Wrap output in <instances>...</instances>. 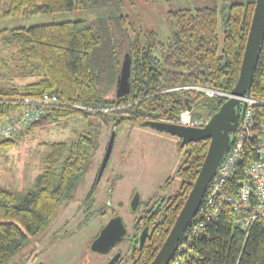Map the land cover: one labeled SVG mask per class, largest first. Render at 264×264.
<instances>
[{"label": "trees", "instance_id": "trees-1", "mask_svg": "<svg viewBox=\"0 0 264 264\" xmlns=\"http://www.w3.org/2000/svg\"><path fill=\"white\" fill-rule=\"evenodd\" d=\"M121 5V0H10L2 14L6 18L107 7L104 14H110L89 21L0 29L1 42L6 46L15 43L19 60L33 65L38 75L35 82L0 85V120L21 110L20 98H38L46 93L59 95L68 105L47 108L44 119L21 131L30 132L44 122H59L72 116L87 119L94 115L116 122L137 121L146 114L177 117L186 106L175 91L168 89L183 84L212 87L221 93L231 91L239 75L254 0L231 3L221 21L214 6L168 10L171 39L166 43L158 39L155 31L142 35L137 32L132 37L130 31H135V26L128 15L119 12ZM155 50L159 58L154 57ZM126 52L131 57L130 87L127 94L118 97L116 78ZM188 91L182 93L192 98L201 94ZM246 95L264 101V36ZM225 100L223 95L210 97L208 113L216 112ZM70 105L95 109L118 106L120 112H88ZM13 143L11 136L0 135V148ZM89 146L91 140L85 135L71 142L50 143L40 187L27 192L20 203L15 202L13 192L0 187V262L17 253L56 215L83 175ZM207 146L208 140L198 141L192 179ZM215 204L199 218L201 225L195 233L183 238L184 231L178 242L185 243L181 264H264V219L242 229L229 208L223 206L216 213ZM171 225L172 221L168 222L163 236ZM177 255L175 252L172 258Z\"/></svg>", "mask_w": 264, "mask_h": 264}, {"label": "flooded vegetation", "instance_id": "flooded-vegetation-1", "mask_svg": "<svg viewBox=\"0 0 264 264\" xmlns=\"http://www.w3.org/2000/svg\"><path fill=\"white\" fill-rule=\"evenodd\" d=\"M209 88L212 87L183 84L168 89L175 91L177 97L183 100L184 105L187 101L188 106H185L191 111V119H193L190 124L177 122V117L147 114L141 115L137 121L110 120V130L111 132L114 130V136L108 160L102 170L100 171V166L104 154L100 163L89 175L90 178H84L86 171L84 170L72 194L63 200L62 209L58 210L60 215L57 217L56 213L57 215L48 222L42 232L30 237L17 253L2 260L0 264H11V260L20 253L25 254L23 259H20V264H45L50 256L52 259L60 250L64 254L74 250L71 257L68 259L66 257L64 261H61L62 264L149 263L151 256L156 254L170 229L163 236L166 225L170 221L173 224L191 189L195 180V178L192 179V174L196 172L198 141L204 140L184 141V138L178 134L158 130L144 122L159 121L192 128L203 126L211 117L208 113V99L213 95L208 96L205 92ZM183 90H189L188 92L194 90L201 94L192 98L191 95L183 94ZM123 114L129 115L125 112ZM125 122L137 127H147L146 130L149 133L146 137L149 138L155 152L162 160L163 166L160 171L156 168L153 170L150 166V157L145 152L146 148L143 144L135 146L131 142L117 139L116 130ZM109 139L110 136L108 142ZM206 140L209 144V139ZM125 150L129 151L127 159L122 157ZM136 164L146 166L145 171L149 174L147 177L149 181L133 176L131 171H135ZM166 170H168L167 174L159 178L161 171ZM158 179L160 182L157 183ZM81 182L85 184L84 189L81 190L83 194L76 196L78 192L80 193V191L76 193L75 191ZM124 182L137 185H133L129 193L124 192L122 196H118L120 193L118 189L123 186L121 183ZM147 183H157V185L153 188ZM115 218L121 219L124 228L121 239L106 251H93L92 242L108 221ZM60 219L61 222H59ZM91 222H94V225L90 228L94 229L85 236L84 241L76 239V236H79L88 225L90 226ZM160 241L161 244H159Z\"/></svg>", "mask_w": 264, "mask_h": 264}, {"label": "rangeland", "instance_id": "rangeland-1", "mask_svg": "<svg viewBox=\"0 0 264 264\" xmlns=\"http://www.w3.org/2000/svg\"><path fill=\"white\" fill-rule=\"evenodd\" d=\"M10 0H0V29H14L19 27H28L33 25L55 23L69 20H92L100 15L103 16L104 12L108 9H86L77 10L70 9L68 11L59 13L47 14H32L26 16H18L13 18H6L2 14L7 9ZM240 0H121V8L119 12L129 16L131 22L135 26V31H130L132 37L138 32L143 34L148 31H155L158 39L164 43L171 39V28L166 17V12L178 7H194L199 8L202 6H214L219 12V21L225 13V9L233 2ZM111 8V7H110ZM115 9V8H113ZM105 10V11H104ZM110 13H105L108 15ZM220 42L222 39V32L219 31ZM17 45L15 43L6 46L0 40V85L7 83H14L22 85L29 82L38 80L34 66H27L21 62L17 54ZM154 56L159 58V53L155 50ZM33 74V75H30ZM170 91V90H169ZM91 112V111H88ZM111 121L105 122L103 119L94 115H89L87 119L79 116H72L59 122H44L39 127L30 132L21 131L14 133L13 145L9 147L0 148V187L13 192L15 202L20 203L23 201L24 195L40 187V176L44 168V156L48 152V145L56 141L71 142L77 140L80 136L85 135L91 140L87 152V158L84 162L85 177L88 178L96 166L100 163V159L104 154L108 138L110 136ZM147 127H137L125 122L116 130L117 139L120 141L131 142L135 146L143 144L149 154L150 166L153 170H161V159L155 152V148L146 135L149 133ZM134 146V148H136ZM139 152V151H138ZM129 151L125 150L122 157L127 159ZM133 176H139L144 181H149L147 177L148 172L145 171L144 165L136 164ZM167 171H161L159 176L163 177ZM132 176V177H133ZM127 177V176H126ZM90 178V177H89ZM160 182L158 179L157 183ZM154 183H147L150 187H155ZM121 188L118 189V196L122 193H129L132 183H121ZM141 185V184H139ZM85 187L84 182H81L77 187L78 192L76 196L83 194ZM62 203L59 206V211L62 209ZM57 211V217L60 215ZM61 222V219L59 220ZM72 223V222H71ZM94 222L90 223L76 239L83 240L85 236L94 228ZM86 242V241H85ZM30 243V242H29ZM25 249V248H24ZM23 249V250H24ZM22 250V251H23ZM26 252V251H24ZM74 250L56 252L52 259H47L45 264H62L61 261L71 257ZM64 255V256H63ZM25 254H19L11 260V264H20V259H23ZM90 257V256H89ZM32 264V263H31ZM71 264V263H67ZM80 264V263H79Z\"/></svg>", "mask_w": 264, "mask_h": 264}, {"label": "built area", "instance_id": "built-area-1", "mask_svg": "<svg viewBox=\"0 0 264 264\" xmlns=\"http://www.w3.org/2000/svg\"><path fill=\"white\" fill-rule=\"evenodd\" d=\"M208 96L223 93L209 88ZM23 102L21 110L13 112L0 120V135L10 137L22 128L33 125L45 118L47 108L67 106L68 104L57 94L46 93L38 98H20ZM240 116L229 147L220 161L215 175L210 181L198 207V211L186 228L185 235L196 231L199 218L205 210L215 204V211L220 212L223 206L229 208L242 229H247L259 218L264 219V101L249 95L239 97ZM76 109L99 112H120L118 106L92 108L81 105H70ZM191 111L182 110L177 122L190 124ZM196 121V120H195ZM185 251V243L177 246V256L168 264H181V254Z\"/></svg>", "mask_w": 264, "mask_h": 264}, {"label": "water", "instance_id": "water-1", "mask_svg": "<svg viewBox=\"0 0 264 264\" xmlns=\"http://www.w3.org/2000/svg\"><path fill=\"white\" fill-rule=\"evenodd\" d=\"M264 36V0H254L252 17L241 58L239 75L226 100L201 127H185L159 121H146L158 130L178 134L184 141L209 139L208 148L198 169L195 180L180 208L163 243L148 264H168L176 252L178 242L198 211L206 189L215 175L216 169L225 155L240 116L239 97L246 95L251 76L258 58L260 44ZM131 57L123 55L120 70L116 78L115 94L120 97L128 93L130 87ZM187 99V98H186ZM185 105L188 106L187 101ZM114 130L101 162L100 171L108 160ZM124 228L120 218H115L101 229L91 245L93 251L103 252L121 239Z\"/></svg>", "mask_w": 264, "mask_h": 264}]
</instances>
